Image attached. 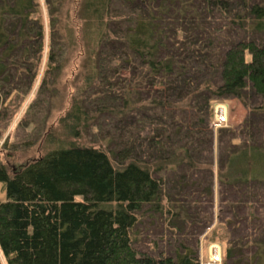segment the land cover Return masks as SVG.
<instances>
[{"label": "trees", "instance_id": "1", "mask_svg": "<svg viewBox=\"0 0 264 264\" xmlns=\"http://www.w3.org/2000/svg\"><path fill=\"white\" fill-rule=\"evenodd\" d=\"M45 57L46 103L75 62L77 142L0 164L6 264H201L216 218L223 264H264V0H0V122ZM231 100L247 119L216 134Z\"/></svg>", "mask_w": 264, "mask_h": 264}, {"label": "rangeland", "instance_id": "2", "mask_svg": "<svg viewBox=\"0 0 264 264\" xmlns=\"http://www.w3.org/2000/svg\"><path fill=\"white\" fill-rule=\"evenodd\" d=\"M74 63L72 60L64 70L63 76L58 80L59 92H56V98L52 103L44 102V93L41 98L38 97L46 64L45 57L40 76L30 94L25 99H17L12 104L7 105L5 117L0 122V164H4L10 173L18 171L26 164L45 156L59 146L77 142V140L69 136L66 129L69 126L68 123H61V118L69 108L71 97L77 84V75L73 70ZM35 102L36 108H33L32 105ZM222 103L229 107L230 129L238 127L236 122L240 120L244 122L247 119L248 111L240 101L231 100ZM100 125L101 127H98L99 131L96 129L86 131L90 139L104 138L110 132L111 126L106 116L102 117ZM229 127H226V129ZM223 128L214 129V131L218 134V131ZM216 150L217 145H215V153ZM5 198L4 186L0 184V202L6 201ZM215 201L217 210L219 204L217 182L215 185ZM217 221L218 218H216L214 226L200 240L201 264H210L208 253L212 244L222 247L220 242L212 243L207 238V235L216 228ZM255 237L254 246H250V248L256 246L252 248V253L257 250L256 248L264 247V228L259 227ZM0 258L2 263L6 264L1 254Z\"/></svg>", "mask_w": 264, "mask_h": 264}, {"label": "built area", "instance_id": "3", "mask_svg": "<svg viewBox=\"0 0 264 264\" xmlns=\"http://www.w3.org/2000/svg\"><path fill=\"white\" fill-rule=\"evenodd\" d=\"M239 120V119H238ZM243 123V120L236 122L239 126ZM229 127V107L225 103H217L214 106V121L212 123L213 129ZM231 128V127H229ZM234 128V127H233ZM209 262L210 264H222L223 263V249L216 245H211L209 249Z\"/></svg>", "mask_w": 264, "mask_h": 264}]
</instances>
